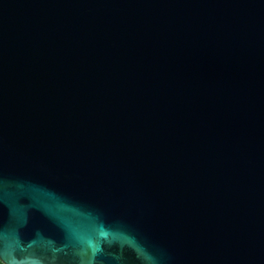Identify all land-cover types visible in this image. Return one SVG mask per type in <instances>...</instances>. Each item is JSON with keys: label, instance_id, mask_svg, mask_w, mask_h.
<instances>
[{"label": "water", "instance_id": "water-1", "mask_svg": "<svg viewBox=\"0 0 264 264\" xmlns=\"http://www.w3.org/2000/svg\"><path fill=\"white\" fill-rule=\"evenodd\" d=\"M2 264H264V0H0Z\"/></svg>", "mask_w": 264, "mask_h": 264}, {"label": "rangeland", "instance_id": "rangeland-1", "mask_svg": "<svg viewBox=\"0 0 264 264\" xmlns=\"http://www.w3.org/2000/svg\"><path fill=\"white\" fill-rule=\"evenodd\" d=\"M0 264H2V263L0 262Z\"/></svg>", "mask_w": 264, "mask_h": 264}]
</instances>
